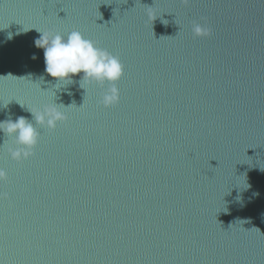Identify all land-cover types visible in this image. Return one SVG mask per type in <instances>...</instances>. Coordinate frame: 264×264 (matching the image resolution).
Wrapping results in <instances>:
<instances>
[{
	"label": "water",
	"instance_id": "obj_1",
	"mask_svg": "<svg viewBox=\"0 0 264 264\" xmlns=\"http://www.w3.org/2000/svg\"><path fill=\"white\" fill-rule=\"evenodd\" d=\"M36 29L118 56L120 102ZM53 103L22 163L0 131V264H264V0H0V122Z\"/></svg>",
	"mask_w": 264,
	"mask_h": 264
},
{
	"label": "clouds",
	"instance_id": "obj_2",
	"mask_svg": "<svg viewBox=\"0 0 264 264\" xmlns=\"http://www.w3.org/2000/svg\"><path fill=\"white\" fill-rule=\"evenodd\" d=\"M192 30L198 37L211 35V29L199 23H195ZM39 32L41 36L35 44L44 50L45 72L56 78L55 86L65 82L74 83L73 77L83 73L79 80L81 88L85 89L82 82L89 85L94 83L101 87L107 85L100 99V103L105 108L113 107L120 102L117 84L124 75V65L118 56L97 46L94 40L86 38L78 30L67 34ZM31 113L34 116L35 125L23 116L15 121L8 119L0 122V131L13 141L12 145L7 146V152L17 163H22L35 155L34 150L41 136L36 125L48 131H54L58 122H65L68 119L66 113L56 103L33 109ZM7 180V171L0 167V181ZM7 198V193H0V199Z\"/></svg>",
	"mask_w": 264,
	"mask_h": 264
}]
</instances>
